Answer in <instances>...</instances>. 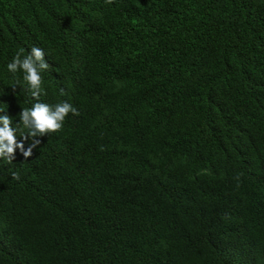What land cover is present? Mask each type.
Wrapping results in <instances>:
<instances>
[{
	"label": "trees",
	"instance_id": "16d2710c",
	"mask_svg": "<svg viewBox=\"0 0 264 264\" xmlns=\"http://www.w3.org/2000/svg\"><path fill=\"white\" fill-rule=\"evenodd\" d=\"M0 264H264V0H0ZM14 174L19 178H14Z\"/></svg>",
	"mask_w": 264,
	"mask_h": 264
},
{
	"label": "clouds",
	"instance_id": "9594fccd",
	"mask_svg": "<svg viewBox=\"0 0 264 264\" xmlns=\"http://www.w3.org/2000/svg\"><path fill=\"white\" fill-rule=\"evenodd\" d=\"M105 2L111 4L112 0H105ZM22 52L23 49L16 54L13 61L7 65V69L13 73L17 71L24 73L23 79L27 83L32 97L37 100L30 109H23L20 113V120L29 130L28 135L22 137L24 140L32 138V143L25 149L23 141H18L16 138V130L10 126L11 118L8 115L0 116V157L5 158L8 162L14 160L16 149H19L25 158L31 156L32 149L40 143L36 137L61 130L69 113L78 115L77 110L67 102L55 106L39 102V98L43 94L40 72L47 70L50 65L45 62L42 49L33 47L30 54L21 58ZM2 110L0 109V111ZM14 178L18 179L19 177L14 174Z\"/></svg>",
	"mask_w": 264,
	"mask_h": 264
}]
</instances>
